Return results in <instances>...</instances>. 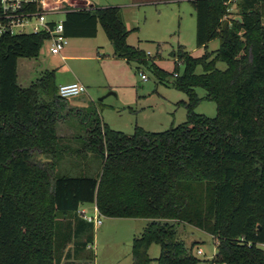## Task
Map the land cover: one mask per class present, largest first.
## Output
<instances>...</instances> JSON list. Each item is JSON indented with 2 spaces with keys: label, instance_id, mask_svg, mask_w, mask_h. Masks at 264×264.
<instances>
[{
  "label": "trees",
  "instance_id": "obj_1",
  "mask_svg": "<svg viewBox=\"0 0 264 264\" xmlns=\"http://www.w3.org/2000/svg\"><path fill=\"white\" fill-rule=\"evenodd\" d=\"M232 2L192 0L197 46H220L201 57L182 45L172 53L184 64L173 86L188 96L180 102L187 119L163 131L127 134L78 109L69 115L83 133L60 135L67 99L55 70L18 83L19 58L38 57L46 35L0 37V264H95L84 203L104 217L147 220L133 238L132 264H195L197 243L179 237L185 224L216 239L212 264H264V0H237L241 21L225 17ZM99 23L117 57L146 66L145 51L127 42L119 6L69 8L65 33L95 37ZM197 88L216 103L214 117L195 111ZM70 156L67 173L57 174ZM152 244L160 246L155 259Z\"/></svg>",
  "mask_w": 264,
  "mask_h": 264
},
{
  "label": "rangeland",
  "instance_id": "obj_2",
  "mask_svg": "<svg viewBox=\"0 0 264 264\" xmlns=\"http://www.w3.org/2000/svg\"><path fill=\"white\" fill-rule=\"evenodd\" d=\"M96 1V0H94ZM139 1V0H137ZM144 1L125 10V22L130 33L127 42L137 46L146 53L145 65L134 61L120 60L114 57V49L108 40L102 26H99L98 36L95 38H70L69 44L62 54L80 56L75 60L63 61L59 55L49 51V45L44 44L38 57H22L18 60L17 75L21 86H30L47 69H54L57 73V84H63L73 79V72L82 76V81L88 87V92L75 98H67L66 105L61 112L64 116L58 123V133L72 137L74 133L83 130L79 128L76 116H67V112L76 113L79 108L81 114H91L97 111L112 129L132 134L136 126L147 131H163L172 125H179L187 119V109L180 104L187 101L186 93L173 86L175 75L181 74L184 64L176 61L174 51L182 45L193 57H201L206 52L219 48L220 40L214 39L207 46H197L196 43V13L192 0H140ZM236 1L229 5L230 16L239 17L240 9ZM57 19H64L65 14H58ZM150 53V54H147ZM149 61L154 68L166 72V78L159 79L149 67ZM218 67L226 68V63L218 62ZM143 71L148 77L143 80ZM202 72L201 67L197 70ZM178 72V73H177ZM42 73V74H41ZM198 95L203 98L196 107V112L209 117L217 113V105L208 100L206 91L197 88ZM109 92H114L105 98ZM103 98V100H101ZM90 125L89 120H86ZM75 144V143H74ZM73 146V145H72ZM91 154L89 157H92ZM76 157L62 162L57 168V174L67 173L66 165ZM84 162L81 156L79 161ZM68 165V164H67ZM71 173L75 172L69 170ZM93 214L91 204L85 207ZM109 218L103 217V224L94 229L96 243V264H132V242L139 235L146 223L145 220H118L116 226H110ZM179 237L188 246L196 242L192 252L198 259L195 264H212L216 254V239L209 233L185 224L179 227ZM198 249L203 254H198ZM152 258L160 255V246L152 244L149 248ZM154 263V262H153Z\"/></svg>",
  "mask_w": 264,
  "mask_h": 264
},
{
  "label": "built area",
  "instance_id": "obj_3",
  "mask_svg": "<svg viewBox=\"0 0 264 264\" xmlns=\"http://www.w3.org/2000/svg\"><path fill=\"white\" fill-rule=\"evenodd\" d=\"M68 0H0V37L18 34H45V43L53 55L62 54L69 44L65 33L64 19H57L58 14H66L69 10ZM150 54V53H147ZM141 78L148 77L140 71ZM176 76V75H175ZM88 92V87L82 82H70L58 86V95L62 98H72ZM79 214L96 229L103 224L102 215L97 206L93 214L83 208ZM93 244L89 245L92 248ZM198 254H203L198 249Z\"/></svg>",
  "mask_w": 264,
  "mask_h": 264
},
{
  "label": "crops",
  "instance_id": "obj_4",
  "mask_svg": "<svg viewBox=\"0 0 264 264\" xmlns=\"http://www.w3.org/2000/svg\"><path fill=\"white\" fill-rule=\"evenodd\" d=\"M144 1H137V0H96V1H94V0H68V4H67V6L69 7V8H74V9H78V10H82V9H90V8H103V7H107V6H119V7H121V8H124V10L127 8V7H129V6H135V5H138L139 3H143ZM123 9H122V11H123V17H124V20H125V11H124ZM65 16H66V14H65ZM65 19V18H64ZM125 24H126V22H125ZM101 24L99 23L98 24V27H97V35L96 36H98V33H99V26H100ZM126 27H127V25H126ZM128 29V28H127ZM128 30H130V29H128ZM95 36V37H96ZM95 37H73V38H80V39H82V38H95ZM69 39H70V37H69ZM131 45V44H130ZM113 47V46H112ZM114 49V48H113ZM72 51V49L70 50L69 49V53ZM114 52V51H113ZM69 53H65V54H60L59 56V59H61V60H63V61H67V60H69V59H73V60H75L76 58H78V57H80V56H75V55H72V54H69ZM114 57L115 58H119V57H117L116 55H115V53H114ZM120 60H126V59H124V58H119ZM51 70H54V69H47L46 71H51ZM56 72V71H55ZM42 74V73H41ZM73 74H74V77H73V79H70V81H67V82H65V83H70V82H76V81H79V82H82V83H84L81 79H82V76L80 75V73H76V72H73ZM41 76H43V75H41ZM40 76V77H41ZM57 73H55V83H56V85L57 86H59L60 84H63V82H60V83H58L57 84ZM23 87H28V86H23ZM81 96V95H80ZM76 97H78V96H76ZM72 98H75V97H72ZM77 109H79V108H77ZM69 115V113L67 112V116ZM102 119V118H101ZM102 121L103 122H105L104 121V119H102ZM61 122V121H60ZM88 204H91L92 205V207H93V212H94V210H95V203H84V204H82L81 205V208H83V209H85L86 211H88L85 207H86V205H88ZM104 216H102V218H103ZM106 218H109L108 220H110V222L108 223L110 226H116V223H118L119 221L118 220H145V221H143V222H147V220L146 219H144V218H118V217H115V218H113V217H106ZM96 243V236H95V238H94V242H93V247H92V249L94 250V244ZM95 252V251H94ZM95 256H96V252H95ZM95 264H96V258H95Z\"/></svg>",
  "mask_w": 264,
  "mask_h": 264
},
{
  "label": "water",
  "instance_id": "obj_5",
  "mask_svg": "<svg viewBox=\"0 0 264 264\" xmlns=\"http://www.w3.org/2000/svg\"><path fill=\"white\" fill-rule=\"evenodd\" d=\"M238 18V20H240L241 21V17H237ZM111 94H115L114 92H109L107 95H105L103 98H105V97H107V96H109V95H111ZM103 98H101V100H103Z\"/></svg>",
  "mask_w": 264,
  "mask_h": 264
}]
</instances>
